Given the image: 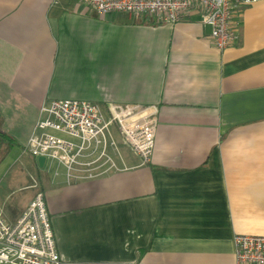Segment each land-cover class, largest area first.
<instances>
[{"label":"crops","instance_id":"0c3cea01","mask_svg":"<svg viewBox=\"0 0 264 264\" xmlns=\"http://www.w3.org/2000/svg\"><path fill=\"white\" fill-rule=\"evenodd\" d=\"M234 19L220 52L197 15L122 26L75 0H0V134L17 150L50 102L159 108L148 166L113 135L129 182L119 166L44 189L59 264H235L236 236L264 237V0ZM32 200L0 205L16 219Z\"/></svg>","mask_w":264,"mask_h":264},{"label":"built area","instance_id":"2783aa9c","mask_svg":"<svg viewBox=\"0 0 264 264\" xmlns=\"http://www.w3.org/2000/svg\"><path fill=\"white\" fill-rule=\"evenodd\" d=\"M56 1V0H55ZM98 15H115L122 26L142 17L174 26L200 16L210 29L208 40L220 52L237 41L236 13L258 0H75ZM158 106L110 105L54 101L41 109L26 150L44 159L48 185L68 188L76 181L101 178L130 168L120 156L114 133L137 158L149 165L158 127ZM55 134V135H53ZM235 264H264V237L236 236ZM0 264H59L44 196L38 193L20 217L0 205Z\"/></svg>","mask_w":264,"mask_h":264},{"label":"rangeland","instance_id":"374dc122","mask_svg":"<svg viewBox=\"0 0 264 264\" xmlns=\"http://www.w3.org/2000/svg\"><path fill=\"white\" fill-rule=\"evenodd\" d=\"M114 141L120 147L121 142L118 137H114ZM17 149V147L14 148L0 164V198L5 201L10 210L20 209L25 202L33 199L36 194H43L44 189L49 186L44 169L38 168L32 157L28 155V151ZM125 150L128 151L126 148ZM128 153L130 152L128 151ZM135 172L136 169L128 172L120 171L115 173V176H124L122 181L129 182L131 177L125 175H131Z\"/></svg>","mask_w":264,"mask_h":264},{"label":"trees","instance_id":"16d2710c","mask_svg":"<svg viewBox=\"0 0 264 264\" xmlns=\"http://www.w3.org/2000/svg\"><path fill=\"white\" fill-rule=\"evenodd\" d=\"M16 142L5 134H0V164L16 148Z\"/></svg>","mask_w":264,"mask_h":264},{"label":"water","instance_id":"95a60500","mask_svg":"<svg viewBox=\"0 0 264 264\" xmlns=\"http://www.w3.org/2000/svg\"><path fill=\"white\" fill-rule=\"evenodd\" d=\"M36 164H37V166H38L39 169H43L44 159L43 158H38L36 160Z\"/></svg>","mask_w":264,"mask_h":264}]
</instances>
